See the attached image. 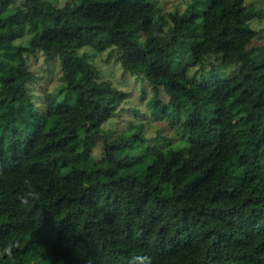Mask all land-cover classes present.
<instances>
[{"label": "trees", "instance_id": "16d2710c", "mask_svg": "<svg viewBox=\"0 0 264 264\" xmlns=\"http://www.w3.org/2000/svg\"><path fill=\"white\" fill-rule=\"evenodd\" d=\"M0 0V264H264V46L247 0ZM25 6L37 13V31ZM111 32L121 67L151 85L187 145L95 136L126 94L81 71V48ZM194 61L240 62L234 76L189 79ZM58 57L61 84L38 93L27 57ZM28 181L29 183H26ZM33 192L38 198L29 196Z\"/></svg>", "mask_w": 264, "mask_h": 264}, {"label": "rangeland", "instance_id": "374dc122", "mask_svg": "<svg viewBox=\"0 0 264 264\" xmlns=\"http://www.w3.org/2000/svg\"><path fill=\"white\" fill-rule=\"evenodd\" d=\"M56 6H62L69 0H49ZM159 5L164 12L168 13L176 9H184L187 0H150ZM248 3L264 8V0H247ZM23 3V0H19ZM29 16V25L24 37L18 43L26 44L30 37L37 31L34 24L37 20V13L30 7L25 6ZM253 28L258 35L253 41V46H264V16L261 19L252 21ZM111 32H105L100 38L94 41L91 46L81 48L79 54H87L86 61L75 60L74 64L85 72L97 71L102 80L109 81L126 94L122 106L116 114L103 124V134L95 136L91 140L94 147L90 156L93 160H100L99 154L105 140H111L118 134L136 135L134 143L135 153L141 145L140 138L146 140L149 146L171 145L175 149H181L187 145L186 134L179 129L169 126V119L160 106L148 105L151 99V85L143 79L142 74L125 71L117 62L116 57L109 56L111 51ZM28 65L33 75L38 79L36 82L38 93L44 89L52 91L61 84V70L58 57L49 61L44 59L41 52H36L27 57ZM173 70L185 69L189 79L205 81L211 76L227 78L234 76L240 69V62L236 61L228 66H220V55L215 54L203 57L201 61H194L191 52L185 46L177 48L176 57L172 65Z\"/></svg>", "mask_w": 264, "mask_h": 264}, {"label": "clouds", "instance_id": "9594fccd", "mask_svg": "<svg viewBox=\"0 0 264 264\" xmlns=\"http://www.w3.org/2000/svg\"><path fill=\"white\" fill-rule=\"evenodd\" d=\"M26 183H29V182L26 181ZM28 195L32 196L33 198H38V196H36L33 192H29Z\"/></svg>", "mask_w": 264, "mask_h": 264}]
</instances>
